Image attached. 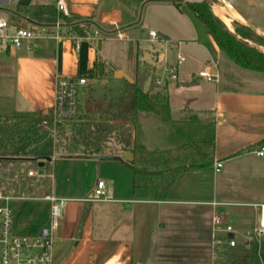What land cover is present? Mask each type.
Instances as JSON below:
<instances>
[{
    "label": "crops",
    "instance_id": "1",
    "mask_svg": "<svg viewBox=\"0 0 264 264\" xmlns=\"http://www.w3.org/2000/svg\"><path fill=\"white\" fill-rule=\"evenodd\" d=\"M146 2L66 0L64 16L73 24L89 23L91 33L87 37L63 36L59 34L60 26L45 27L46 32L29 45H1L0 117L47 111L55 104L60 78H86L88 85L81 88L83 91L93 90L91 86L97 81L112 80L119 95L126 81L114 78V73L120 71L134 81L136 63L147 62L134 28L145 20L137 9L140 5L146 8ZM31 4L48 5L46 0ZM172 4L176 11L168 18L151 14L153 27L144 40L151 43L148 32L156 31L169 43V51L177 52L180 44L189 61L185 67L177 68L173 82L165 85L171 122L144 116L136 121L152 143V148H147L142 139L139 147L144 152H166L190 142L206 141L213 143V149L202 167L183 172L163 191L151 183L133 188L132 174L120 161L104 160L119 165H113V172L102 176L104 179L97 177L92 190L84 186L56 195L52 174L50 192L75 200L68 203L53 232L52 264H213L214 216L222 219L215 231L217 237L250 246L251 231L258 223L260 207H264V157L250 153L264 143V73L242 69L225 59L204 25L187 8V0ZM170 44H177V49ZM153 54L156 62L160 56L167 61V51L161 47L159 51L154 49ZM165 63L170 66L168 61ZM96 64L102 66L99 80L92 78ZM150 64L158 80L156 63ZM202 71L216 80L199 78ZM149 87L148 81L145 89ZM172 97L179 101L176 117ZM184 108L206 111L204 117L214 121L180 122ZM136 139L134 127L135 147ZM76 157L80 161L99 160ZM216 161L222 163L219 172L214 171ZM156 180L153 179L154 184ZM98 181L105 184L106 201L79 202L92 194ZM44 202L40 212L29 214L26 225L12 215L15 231L24 226V234H39L49 222L50 206ZM227 225L233 232L224 234L222 230Z\"/></svg>",
    "mask_w": 264,
    "mask_h": 264
},
{
    "label": "trees",
    "instance_id": "2",
    "mask_svg": "<svg viewBox=\"0 0 264 264\" xmlns=\"http://www.w3.org/2000/svg\"><path fill=\"white\" fill-rule=\"evenodd\" d=\"M187 8L204 25L219 51L235 65L242 69L264 73V54L237 38L244 36L243 31L249 32V28L244 26L235 29L236 35H234L210 13L204 2L187 3ZM16 12L49 29L61 22L59 34L63 36L74 34L87 37L91 33L89 23L73 24L49 5L17 6ZM153 70L150 63L138 61L133 83L124 82L117 97L105 99L101 118L98 120L82 119L79 104L77 113L73 117L78 121L74 122L72 118L66 124L54 121L51 108L45 115L38 111L25 116L0 117V158H5L0 160V190L15 197L30 198H42L50 193L52 162L45 164L43 178H34L28 177L26 173L30 170L36 171L37 165L35 162L21 160L24 158L54 155L66 158L118 157L129 153L132 159L120 162L132 174L133 188L151 183L158 191L168 188L183 172L202 167L213 149L212 142H190L166 151L161 156L141 151L134 146L132 124L140 117L171 122L167 93L157 89ZM102 75L101 64H96L92 78L100 79ZM148 81L150 87L145 89ZM66 107L63 103V108ZM206 113V111L184 108L180 112L179 121L194 124L213 122L212 117H204ZM21 167L26 170L25 173L19 172ZM154 178L158 179L155 184ZM222 262L251 264L252 249L250 246L245 247L240 244H235L234 247H228L227 244L215 247L213 264H222Z\"/></svg>",
    "mask_w": 264,
    "mask_h": 264
},
{
    "label": "rangeland",
    "instance_id": "3",
    "mask_svg": "<svg viewBox=\"0 0 264 264\" xmlns=\"http://www.w3.org/2000/svg\"><path fill=\"white\" fill-rule=\"evenodd\" d=\"M40 1V0H32V3ZM130 1V0H128ZM146 3H149L146 8L140 5V7L137 9L138 14L142 15L144 17V22H139L136 26H134L135 31L138 35V46L143 51V59L147 62L156 63V73H158V80H160L161 85H157L154 83L158 90H164L166 92L167 88L165 85L169 86L175 77V74L177 73V68L185 67L187 65V56L184 51H182L181 45L178 44V51L173 52L169 51L168 42L164 40L162 37L159 38L160 40L155 41H145L144 39L147 38V31L150 27H153L152 18H150L151 14H159L163 15L166 18H168L171 13L175 14V6H173V2L181 3L182 0H145ZM204 2L210 13L218 19L222 23V25L225 27V29L230 32L231 34L236 35L235 29H241L244 27V23L238 18V15L230 8L228 7L224 2L220 0H187V3L192 4H200ZM157 5V6H156ZM16 14L19 15V17H23L21 13H17L15 11V5L9 4L6 7H0V17L3 19H7L8 21L15 20ZM154 17V16H152ZM61 23V22H59ZM246 27V26H245ZM188 28L191 31V24H188ZM156 32V31H155ZM242 37L237 36L239 40H243L248 46L255 48L257 51L264 54V36L260 34L258 31H253L250 29V31L242 32ZM166 42V43H165ZM187 42V41H185ZM189 43V42H188ZM154 45L155 47H152ZM171 48L175 50L177 49L175 46L170 44ZM159 47H161L163 50H165V53L167 51L168 58L166 60L170 63V65L176 64V57L177 55H180L184 58V62L180 65H176L175 67V74L173 77H170L166 73V66L165 62L162 61V56L159 57L158 61L156 62V57L153 54L154 49H157L159 51ZM228 61L229 58H227L225 55L223 56ZM186 61V62H185ZM155 78V77H154ZM99 80V79H97ZM91 88L93 90L83 91L82 89L79 90L78 93V101L81 111V118L82 119H92V120H98L101 118V112L104 108L105 99H110L118 96L117 88L114 87V82L111 81H105L100 80L94 83ZM156 90V89H155ZM171 107L173 110V115L176 117L178 115L179 110V101L177 97L171 98ZM140 119V118H139ZM78 119L74 118V122H77ZM133 136H134V127H135V136H136V145L138 148L139 144H141L142 139L145 140V146L147 148H152V143L148 140V134L143 129L142 124L138 122L133 123ZM169 129V128H168ZM141 149V148H140ZM144 151V149H141ZM148 153H152L156 156H161L164 151L160 150H147ZM146 152V150H145ZM55 156V155H54ZM53 156V157H54ZM56 158L53 159L52 162V188L55 191V194L58 195L61 191L64 192L66 190L73 189L79 190L82 189L84 186H89L90 190H92L95 179L97 177L103 178L102 176L106 175L108 172H113V165H118L115 162H104V160H90V161H80L77 159V157L73 158H66L60 155L55 156ZM36 171L39 174H43V169H36ZM20 173H25L26 170L21 167L19 170ZM178 177H176L177 179ZM175 179V180H176ZM187 179V178H186ZM186 179L184 181H186ZM190 179V178H189ZM174 180V181H175ZM91 181V183H89ZM173 181V182H174ZM188 181V180H187ZM190 183L192 180H189ZM158 180H156V183ZM181 183V182H178ZM92 195V194H91ZM45 202L40 200L39 198L36 199H29L28 197H19L13 201L10 202L9 207L12 212V215L14 218L21 222L23 225H26V220L31 212L37 213L40 212L42 208L45 207ZM16 232H19V234H24V226L18 227L16 229ZM236 244L243 245L238 240H235ZM248 244L250 245L252 249V263L251 264H264L262 261L261 256L264 255V236L262 237H256L253 235V232L251 231V240L248 241ZM245 246V245H243ZM248 247V246H245ZM222 264H226L222 262ZM229 264V263H227Z\"/></svg>",
    "mask_w": 264,
    "mask_h": 264
},
{
    "label": "built area",
    "instance_id": "4",
    "mask_svg": "<svg viewBox=\"0 0 264 264\" xmlns=\"http://www.w3.org/2000/svg\"><path fill=\"white\" fill-rule=\"evenodd\" d=\"M26 0H0V7H6L9 4L19 5L18 3ZM32 0H28V4H31ZM50 7L63 15L67 14L66 0H46ZM19 19V22H17ZM19 23V25H18ZM26 25V26H25ZM59 23L54 25L57 29ZM46 32L45 26L30 23L24 17H19L16 14L15 20L8 21L0 17V46L5 45L12 48H20L23 45H29L31 42L35 41L43 33ZM59 35H55L58 38ZM148 37L151 41L160 40L158 33L151 30L148 32ZM184 62V58L180 55L176 57V64L166 67V73L168 76L173 77L175 74L176 65H180ZM198 77L205 79L209 82H214L216 77L210 75L207 71H202L198 73ZM157 85H161L160 80L155 79ZM88 85V80L84 77L81 78H60L56 83L55 90V104L51 107V112L55 122L58 123H68L70 119L74 117L77 113L78 93L82 87ZM63 103L66 104V108H63ZM44 115L47 111L42 112ZM74 119V118H73ZM250 153L257 157H264V143L259 146L254 147L250 150ZM214 171L219 172L222 167L221 162L213 163ZM28 177L43 178L44 175L37 174L36 171H28ZM105 184L103 181H98L92 192V195L79 200L82 204H90L93 202L106 201L105 198ZM10 194H4L0 190V264H52V237L53 232L57 226L59 219L63 211L65 210L68 203L75 200L68 198L57 197L51 192L41 199L48 202L50 206L49 210V222L48 225L42 228L37 235L33 234H19L15 231L12 212L10 210L9 204L11 201L17 199ZM215 205V204H213ZM261 213L256 227L253 228V235L256 237L264 236V207H260ZM222 225V219L220 216H214L212 218V247L213 256L215 257V247H220L223 244H227L228 247L235 246V240L226 237H217L215 231ZM223 233H232V228L230 226H225L223 228Z\"/></svg>",
    "mask_w": 264,
    "mask_h": 264
},
{
    "label": "water",
    "instance_id": "5",
    "mask_svg": "<svg viewBox=\"0 0 264 264\" xmlns=\"http://www.w3.org/2000/svg\"><path fill=\"white\" fill-rule=\"evenodd\" d=\"M224 2L228 7H230L241 19L244 25L253 30L258 31L264 36V0H220ZM19 5L26 6L28 0L18 3ZM114 78L123 79L129 84H132L133 81L129 79L126 75L120 71L114 73ZM16 115H27L26 113H18ZM99 160H111V161H128L132 159V155L121 154L118 157H96ZM5 158H0V160ZM11 159V158H6ZM23 161L35 162L38 169H43L45 164L52 162V157H39V158H24ZM264 263V255L261 256Z\"/></svg>",
    "mask_w": 264,
    "mask_h": 264
},
{
    "label": "bare ground",
    "instance_id": "6",
    "mask_svg": "<svg viewBox=\"0 0 264 264\" xmlns=\"http://www.w3.org/2000/svg\"><path fill=\"white\" fill-rule=\"evenodd\" d=\"M238 18L240 19V17L238 16ZM241 20V19H240Z\"/></svg>",
    "mask_w": 264,
    "mask_h": 264
}]
</instances>
